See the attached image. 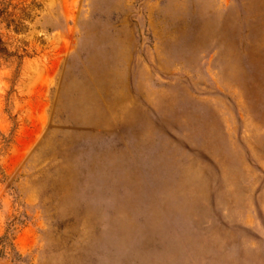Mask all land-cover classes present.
<instances>
[{
	"label": "rangeland",
	"instance_id": "obj_1",
	"mask_svg": "<svg viewBox=\"0 0 264 264\" xmlns=\"http://www.w3.org/2000/svg\"><path fill=\"white\" fill-rule=\"evenodd\" d=\"M0 264H264V0H0Z\"/></svg>",
	"mask_w": 264,
	"mask_h": 264
}]
</instances>
